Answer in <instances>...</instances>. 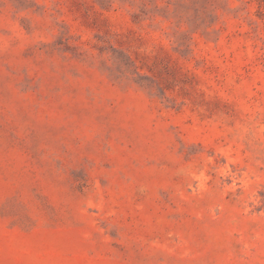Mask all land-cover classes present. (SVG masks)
Here are the masks:
<instances>
[{
	"label": "rangeland",
	"instance_id": "374dc122",
	"mask_svg": "<svg viewBox=\"0 0 264 264\" xmlns=\"http://www.w3.org/2000/svg\"><path fill=\"white\" fill-rule=\"evenodd\" d=\"M0 264H264V0H0Z\"/></svg>",
	"mask_w": 264,
	"mask_h": 264
}]
</instances>
